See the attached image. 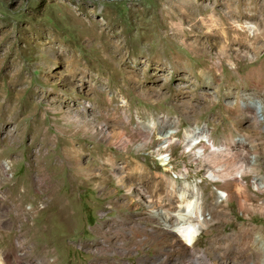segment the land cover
<instances>
[{
    "label": "rangeland",
    "instance_id": "1",
    "mask_svg": "<svg viewBox=\"0 0 264 264\" xmlns=\"http://www.w3.org/2000/svg\"><path fill=\"white\" fill-rule=\"evenodd\" d=\"M263 16L264 0H0V249L21 250L0 264H167L145 198L185 181L213 217L196 250L263 227ZM219 19L254 26L256 47L225 45ZM203 125L210 144H191ZM215 161L247 187L216 213Z\"/></svg>",
    "mask_w": 264,
    "mask_h": 264
},
{
    "label": "bare ground",
    "instance_id": "2",
    "mask_svg": "<svg viewBox=\"0 0 264 264\" xmlns=\"http://www.w3.org/2000/svg\"><path fill=\"white\" fill-rule=\"evenodd\" d=\"M258 20L260 21V19ZM228 21L219 19L218 22L215 23L218 25V27L214 29V32L217 34L216 37L222 39L225 45L229 43H236L235 45L239 48L251 47L254 49L256 47L255 43H258V39L260 37L256 28L246 24L242 25L235 20L230 22ZM232 22H234V24H232ZM232 30L236 32L235 35L229 34V31L231 32ZM245 31H247L248 34ZM191 132V138L189 136L191 144L198 141H205L210 144V136L204 125L196 126ZM164 139H167V137L165 136ZM72 150H75V148H72ZM195 154L197 156L203 154V149L201 147L197 148L195 150ZM168 157L169 156H167V159ZM209 162L211 161H203V163L206 164ZM227 167H231L232 170H227ZM241 171L242 164L239 161H227L226 163H222V161H215L214 166L212 165V171L207 172L206 176L210 178V180H220L223 185L222 188L215 191V197L212 195V191L209 192L211 195L210 205L212 210L215 209L214 213H216L219 209L225 210V205L231 199H235L239 203L240 200L247 197V187L243 182L244 180L242 181L241 179ZM42 183L45 185L44 180ZM253 183L255 189H258L260 185H258L256 181L254 182V180ZM172 185L174 187V182H172ZM174 189L176 199H174V196L171 197L172 194L167 196L166 201L152 196L154 194L147 195L145 198L147 201L145 209L147 215L155 218L157 222L162 225L161 232L163 233V236L167 241L171 242V251L175 256L167 259V264H263L264 238L261 233L264 234V226L258 227V225L252 222H236L235 237L243 239L245 243L239 245L235 240H233L225 244L223 247L222 244H220V248H217L214 245L212 246V244H208L203 248L196 250L195 244L197 242V229L199 230L205 227L208 221L213 217L212 215L208 216L203 212L202 192L196 184L191 185L185 181L183 185L175 187ZM259 191H261V189H259ZM23 192H25V188ZM249 204H251L248 209L250 213L248 214L246 212V214L249 215L250 219L252 218V215L250 214H253L255 211L264 212L263 203H259V205L252 203ZM180 223L184 224V226H188L183 227L187 241H183L176 236L177 234L175 233V229L178 230ZM191 225L194 229H192ZM135 229L139 230L138 227H135ZM130 230L131 233L137 235V232L132 226H130ZM215 240L216 239L213 238L210 243H213L212 241ZM20 251L21 250L18 249V252L15 253V248L0 249V253L3 256H7L10 253L18 256ZM241 255H244V257L249 258L252 261H243V259H241ZM201 257L205 259L206 262H203Z\"/></svg>",
    "mask_w": 264,
    "mask_h": 264
}]
</instances>
